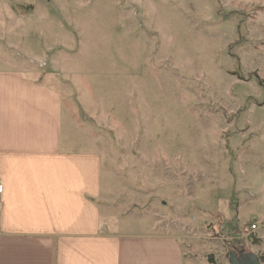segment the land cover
<instances>
[{
    "label": "rangeland",
    "instance_id": "obj_1",
    "mask_svg": "<svg viewBox=\"0 0 264 264\" xmlns=\"http://www.w3.org/2000/svg\"><path fill=\"white\" fill-rule=\"evenodd\" d=\"M0 69L86 126L114 225L264 258V0H0Z\"/></svg>",
    "mask_w": 264,
    "mask_h": 264
},
{
    "label": "crops",
    "instance_id": "obj_2",
    "mask_svg": "<svg viewBox=\"0 0 264 264\" xmlns=\"http://www.w3.org/2000/svg\"><path fill=\"white\" fill-rule=\"evenodd\" d=\"M75 122L57 92L0 69V264H185L176 237L106 216L103 154Z\"/></svg>",
    "mask_w": 264,
    "mask_h": 264
},
{
    "label": "water",
    "instance_id": "obj_3",
    "mask_svg": "<svg viewBox=\"0 0 264 264\" xmlns=\"http://www.w3.org/2000/svg\"><path fill=\"white\" fill-rule=\"evenodd\" d=\"M227 261L228 264H261L257 255L243 247L229 250Z\"/></svg>",
    "mask_w": 264,
    "mask_h": 264
},
{
    "label": "built area",
    "instance_id": "obj_4",
    "mask_svg": "<svg viewBox=\"0 0 264 264\" xmlns=\"http://www.w3.org/2000/svg\"><path fill=\"white\" fill-rule=\"evenodd\" d=\"M0 193H1V186H0ZM250 229H251L252 231H254V230L257 229V226H256L255 224H251V225H250Z\"/></svg>",
    "mask_w": 264,
    "mask_h": 264
},
{
    "label": "trees",
    "instance_id": "obj_5",
    "mask_svg": "<svg viewBox=\"0 0 264 264\" xmlns=\"http://www.w3.org/2000/svg\"><path fill=\"white\" fill-rule=\"evenodd\" d=\"M263 88H264V84H263ZM264 98V97H263ZM260 260V263L264 260V258L262 259V257H258Z\"/></svg>",
    "mask_w": 264,
    "mask_h": 264
}]
</instances>
